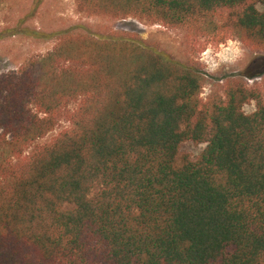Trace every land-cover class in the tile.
Returning a JSON list of instances; mask_svg holds the SVG:
<instances>
[{"label": "trees", "instance_id": "16d2710c", "mask_svg": "<svg viewBox=\"0 0 264 264\" xmlns=\"http://www.w3.org/2000/svg\"><path fill=\"white\" fill-rule=\"evenodd\" d=\"M77 9L182 31L190 56L239 40L262 54L258 71L204 100L195 59L57 33L51 52L0 77V264H264V79L247 83L264 78V0ZM187 142L206 145L197 160Z\"/></svg>", "mask_w": 264, "mask_h": 264}, {"label": "rangeland", "instance_id": "374dc122", "mask_svg": "<svg viewBox=\"0 0 264 264\" xmlns=\"http://www.w3.org/2000/svg\"><path fill=\"white\" fill-rule=\"evenodd\" d=\"M69 28L102 37H138L182 63L195 59L206 74L202 91L204 100L222 90L230 78L255 75L258 71L256 63L262 57L261 53L236 39L219 46L211 43L203 52L199 48V52L190 56L186 48V33L182 31L134 19L119 21L83 14L77 9V0H0V77L16 72L31 59L51 52L57 44V33ZM263 79L262 76L248 78L247 83L250 88L260 87ZM255 110V103L244 107L247 114ZM69 126L64 119L41 142L52 141ZM205 148L204 144L187 142L181 153L197 160Z\"/></svg>", "mask_w": 264, "mask_h": 264}]
</instances>
